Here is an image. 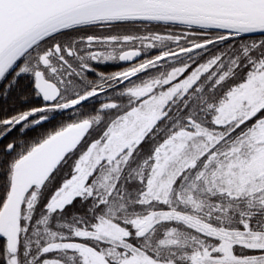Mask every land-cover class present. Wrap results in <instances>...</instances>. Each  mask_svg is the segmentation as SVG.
Masks as SVG:
<instances>
[{
  "label": "snow or ice",
  "instance_id": "snow-or-ice-1",
  "mask_svg": "<svg viewBox=\"0 0 264 264\" xmlns=\"http://www.w3.org/2000/svg\"><path fill=\"white\" fill-rule=\"evenodd\" d=\"M0 264H264V0H0Z\"/></svg>",
  "mask_w": 264,
  "mask_h": 264
}]
</instances>
